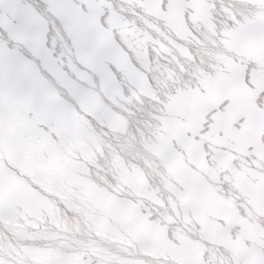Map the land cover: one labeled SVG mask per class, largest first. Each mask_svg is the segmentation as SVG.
Segmentation results:
<instances>
[{
	"label": "snow or ice",
	"instance_id": "obj_1",
	"mask_svg": "<svg viewBox=\"0 0 264 264\" xmlns=\"http://www.w3.org/2000/svg\"><path fill=\"white\" fill-rule=\"evenodd\" d=\"M0 264H264V0H0Z\"/></svg>",
	"mask_w": 264,
	"mask_h": 264
}]
</instances>
